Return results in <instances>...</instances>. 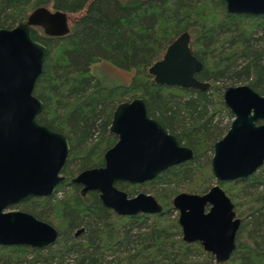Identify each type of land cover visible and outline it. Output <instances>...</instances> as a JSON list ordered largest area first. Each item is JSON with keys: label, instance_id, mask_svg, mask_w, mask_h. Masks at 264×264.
<instances>
[{"label": "trees", "instance_id": "1", "mask_svg": "<svg viewBox=\"0 0 264 264\" xmlns=\"http://www.w3.org/2000/svg\"><path fill=\"white\" fill-rule=\"evenodd\" d=\"M40 6L68 19L62 36L30 28L31 38L46 48L32 89L42 103L35 120L67 139L64 179L50 195L29 196L8 208L47 222L57 236L40 248L0 245V264H264V161L231 181H216L210 170L212 145L232 119L222 102L224 87L246 84L264 96V15L228 13L221 0H0V28L13 27ZM183 31L202 63L194 76L209 83L203 91L156 84L147 72ZM100 60L131 72L129 82L102 83L89 72ZM134 97L193 156L143 183L115 181L128 196L140 188L161 205L159 213L119 216L96 191L81 196L70 178L102 165L116 140L108 131L112 111ZM213 184L240 219L234 250L223 262L199 243L183 241L171 213L176 193H203Z\"/></svg>", "mask_w": 264, "mask_h": 264}, {"label": "water", "instance_id": "2", "mask_svg": "<svg viewBox=\"0 0 264 264\" xmlns=\"http://www.w3.org/2000/svg\"><path fill=\"white\" fill-rule=\"evenodd\" d=\"M225 11L264 15V0H221ZM38 26L48 36L69 31L67 16L59 10L34 8L11 28H0V245L40 248L52 243L57 231L45 221L20 210H6L29 196L44 197L64 179L61 168L68 143L64 135L36 122L41 101L32 94L46 48L30 36ZM189 35L181 32L147 69L160 85L200 91L209 83L195 78L202 63L191 53ZM222 102L232 119L212 145L210 170L216 181L252 174L264 161V96L246 84L225 86ZM109 133L115 142L102 156L101 166L79 171L70 182L79 194L96 191L101 204L116 215L153 214L160 203L149 193L133 196L115 187V181L143 183L167 167L190 160L193 151L181 145L155 119L139 97L119 102L112 111ZM181 239L198 242L214 261H226L235 247L240 219L218 184L203 193L178 192L171 198Z\"/></svg>", "mask_w": 264, "mask_h": 264}, {"label": "rangeland", "instance_id": "3", "mask_svg": "<svg viewBox=\"0 0 264 264\" xmlns=\"http://www.w3.org/2000/svg\"><path fill=\"white\" fill-rule=\"evenodd\" d=\"M67 21H68V19H67ZM89 72L92 75L96 76L102 83L107 84V85L127 84L130 80V77H131V72L121 70V69L111 65L110 63L104 61V60H100V61L92 63L89 67ZM228 119H229V117H225L224 121H228ZM262 167H264V166H262ZM246 189L247 188H245L244 190H246ZM137 192H143V191L140 188H138L136 193ZM135 194H133V195H135ZM6 210H16V209L7 207ZM171 211H172L171 213L173 215L177 214L176 211H174V210H171Z\"/></svg>", "mask_w": 264, "mask_h": 264}, {"label": "flooded vegetation", "instance_id": "4", "mask_svg": "<svg viewBox=\"0 0 264 264\" xmlns=\"http://www.w3.org/2000/svg\"><path fill=\"white\" fill-rule=\"evenodd\" d=\"M198 243V242H197Z\"/></svg>", "mask_w": 264, "mask_h": 264}]
</instances>
